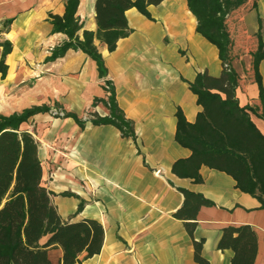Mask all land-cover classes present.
I'll list each match as a JSON object with an SVG mask.
<instances>
[{
    "label": "crops",
    "instance_id": "1",
    "mask_svg": "<svg viewBox=\"0 0 264 264\" xmlns=\"http://www.w3.org/2000/svg\"><path fill=\"white\" fill-rule=\"evenodd\" d=\"M66 2L0 0V113L48 108L22 124L39 142L43 183L54 193L63 220L94 219L105 229L101 252L81 264H199L193 237L175 216L185 200L180 188L213 202L200 208L194 232L196 240L204 239L202 254L210 264L231 263L234 251L219 248L223 229L244 224L258 235L255 264H264V208L258 199L217 169L202 166L201 183L172 171L178 159L192 154L176 139L177 113L194 122L202 110L191 83L199 73L220 76L224 68L218 47L197 31L188 0L149 5V15L129 9L130 34L113 51L96 40L108 69L105 77L81 49L49 59L69 40L54 32L50 17L63 15ZM95 3L80 1L81 36L85 29H97ZM238 11L232 50L240 76L237 96L242 105L259 108L252 117L264 133V104L252 56L258 32L264 41V0H249ZM243 46L249 47L246 53ZM260 74L264 88V59ZM108 85L134 122L135 138L123 136L115 125L92 122L94 113L109 114ZM54 108L77 118L55 115ZM62 255L61 248L50 250L56 264Z\"/></svg>",
    "mask_w": 264,
    "mask_h": 264
},
{
    "label": "trees",
    "instance_id": "2",
    "mask_svg": "<svg viewBox=\"0 0 264 264\" xmlns=\"http://www.w3.org/2000/svg\"><path fill=\"white\" fill-rule=\"evenodd\" d=\"M80 1L67 0L63 15H50L54 32L67 34L69 40L55 48L49 59H56L72 48L81 49L96 60L100 75L105 77L108 69L96 40L106 43L113 51L118 41L130 34L126 12L135 7L149 15L148 6L158 5L164 0H96L97 29H85L82 36L83 24L77 14ZM248 1L188 0L189 9L197 19V31L218 47L224 68L220 76L210 75L207 71L199 73L191 83L202 110L194 122H189L180 110L177 113L176 139L191 149L192 154L178 159L172 171L179 177L191 178L198 183L204 180L200 173L202 166L226 172L236 180L238 188L257 198L260 208H264V133L252 117L258 114L259 108L240 103L237 96L240 76L233 65L236 18L240 17L238 10ZM253 7H257L256 2ZM257 39V48L252 52L253 69L264 104L260 74L264 41L260 32ZM108 87L109 95L105 102L109 114L102 117L94 113L92 122L115 125L123 136L135 138L134 122L120 108L114 87ZM47 109L33 107L22 113H0V264H56L50 257L53 248L63 251L57 264H81L100 253L104 244L103 224L89 218L63 220L53 202L54 193L43 183L39 142L33 133L22 129V124L31 115ZM260 115L264 116V111ZM180 191L185 200L175 216L185 221L186 229L193 237L196 261L210 264L202 254L204 239L196 240L194 232L200 208L213 202L202 193L184 188ZM82 208L80 205L78 212ZM45 237L47 240L42 242ZM219 248L234 251L230 264H255L258 235L249 224L230 225L223 229Z\"/></svg>",
    "mask_w": 264,
    "mask_h": 264
},
{
    "label": "built area",
    "instance_id": "3",
    "mask_svg": "<svg viewBox=\"0 0 264 264\" xmlns=\"http://www.w3.org/2000/svg\"><path fill=\"white\" fill-rule=\"evenodd\" d=\"M53 114L59 115V116H65L66 115L65 111L61 108H54Z\"/></svg>",
    "mask_w": 264,
    "mask_h": 264
},
{
    "label": "rangeland",
    "instance_id": "4",
    "mask_svg": "<svg viewBox=\"0 0 264 264\" xmlns=\"http://www.w3.org/2000/svg\"><path fill=\"white\" fill-rule=\"evenodd\" d=\"M251 46H252V44H251ZM242 48H243V53H246L249 49V47H244V46Z\"/></svg>",
    "mask_w": 264,
    "mask_h": 264
}]
</instances>
